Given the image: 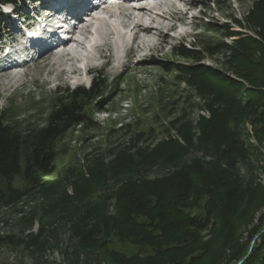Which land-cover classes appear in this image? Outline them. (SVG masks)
Returning <instances> with one entry per match:
<instances>
[{"label": "rangeland", "instance_id": "obj_1", "mask_svg": "<svg viewBox=\"0 0 264 264\" xmlns=\"http://www.w3.org/2000/svg\"><path fill=\"white\" fill-rule=\"evenodd\" d=\"M32 1L20 0L18 6L31 9ZM171 1L182 11L161 8L163 14L152 23H164L169 39L162 42L155 28L150 41L143 38L145 45L140 39L124 43L119 60L109 66L104 67V57L113 46L107 36L93 49H80L85 57L80 61H67L61 52L0 71V118L22 137L35 138L58 99L76 87L89 88L96 81L102 94L81 99L85 122L45 146L50 169L40 183L48 190L35 186L24 170L0 178V264H228L226 245L217 244L213 254L205 255L186 241L162 244L159 229L145 216L138 221L149 225H104L84 239L79 236L99 219L97 213L106 220L118 214L114 192L127 177L156 180L196 159L221 163L231 175L233 252L264 229V0ZM120 3L115 9L123 13L129 4ZM27 10L18 12L26 15ZM150 17L154 14L145 21ZM16 18L1 21L2 27L13 33L9 24L17 25ZM181 22L183 36L170 28ZM122 26L133 33L129 24ZM180 46L197 49L200 57L182 56ZM131 47L136 52L130 53ZM77 65L93 69L72 73ZM75 181L86 196L70 206H51L57 192L72 194ZM9 183L31 192L18 201L5 199ZM207 203L204 195L185 211L204 216ZM124 216L118 222L129 220ZM212 229L199 230L201 238L224 244ZM148 237L159 244H149Z\"/></svg>", "mask_w": 264, "mask_h": 264}, {"label": "trees", "instance_id": "obj_2", "mask_svg": "<svg viewBox=\"0 0 264 264\" xmlns=\"http://www.w3.org/2000/svg\"><path fill=\"white\" fill-rule=\"evenodd\" d=\"M16 1L0 0V33L3 18L1 5L9 2L16 3ZM177 51L185 57L193 59L200 57V52L195 48L180 46ZM100 88L101 85L93 81L89 88L78 86L72 90L70 96L59 98L46 126L35 138L30 136L31 134L26 137L18 135L10 125L4 122L3 118H0V178L7 179L24 170L28 175L27 178H33L35 186L47 189L48 186L46 187L45 183L42 185L40 183V176L45 175L50 169L46 167L47 147L45 148V146L62 136L73 125L85 122L84 106L81 99L102 96ZM27 150H30L28 156L22 157L23 152H27ZM133 166L130 165V167ZM148 182L151 183L147 186ZM79 187L75 181L72 194L65 191L57 192L50 205L55 206L56 202H63L60 206H70L76 197L84 198L86 195ZM29 192L31 190L21 191L9 183L8 194L6 197L4 195V198L18 201ZM204 195L208 197L204 216L191 215L185 211L186 208L194 207V203ZM2 196L0 199H3ZM114 198L118 214L107 216L114 222L106 220L105 214L97 213L99 219L89 229L82 228L79 233L80 237L84 239L90 233H96L97 227L100 228L104 225L112 228L120 226L122 223L133 224V226L155 223V227L159 229L163 238L162 244L186 241L189 246L201 250L205 255L213 254V246L217 244L223 248L226 245L229 248L226 247L229 250L226 263L264 264V229L250 235L245 244L240 245L233 252V238L228 237L232 234L233 206L229 205L233 204V182L228 169L223 168L221 163L202 162L196 159L190 163H183L169 175L152 181L130 176L123 180L115 190ZM83 205L85 204L80 206ZM73 206H78V204ZM121 214L129 220L118 222ZM139 216H145L150 223L139 222ZM211 225L215 228L211 231L212 236L224 239L226 244L225 241L223 244L217 240L214 244L212 240L204 241L201 238L199 230H204ZM255 237L257 238L249 249V245ZM148 238L149 244L153 246L159 244L152 241V237Z\"/></svg>", "mask_w": 264, "mask_h": 264}, {"label": "bare ground", "instance_id": "obj_3", "mask_svg": "<svg viewBox=\"0 0 264 264\" xmlns=\"http://www.w3.org/2000/svg\"><path fill=\"white\" fill-rule=\"evenodd\" d=\"M144 1H148L149 2L148 5H145L143 3L138 8H131V7L128 8V7H126L124 9V11L126 12V15L122 14L125 18H128V19H131L132 18V20H133L135 18L134 17V12H135L134 10H136V13H138L136 23H134V25L131 28V31H133L132 34L131 33H128V32H123L122 31V29H121L122 23H120V24L119 23H117V24H109L108 23L107 17L113 16V15L119 16L118 13H120V11L118 12L117 11L118 8L115 9V6H112V11L109 12L105 17L104 16L103 17H97V18L94 17L93 28H92V38L90 40L91 45L88 44V46H87L88 49H90L89 46L91 47L94 44H96V46H97L98 42L102 38H106L108 35H110V33L113 34L114 35V42L115 43L114 42H111L110 44L113 46L112 49H111V51L113 50L114 51V54L111 52L110 56L107 55L106 57H104V58H107V62L109 64H112V63H114V62H116V61L119 60V59L118 60H116V59L118 58V56L120 58V55H121L120 52L122 50V45L124 43H127V41L135 42L138 39L141 40V43H144V41H145L146 38L148 39V38H150V37L152 38L154 36L155 33H153L154 32L153 29H155V27H158L159 28L160 33L158 34V36L161 37L159 39H161L162 42H165L166 40H168L169 39L168 38V34L163 33V29L165 27L164 23L162 24V26H159V25L155 26L152 23L156 22V19L155 18L161 17L159 15L160 14H163V13H160V10L159 9H161L162 7H166L167 5L174 6V3H172V1L171 2H168L167 0H144ZM174 1L175 2L176 1H179L180 2V0H174ZM26 5H27V3H26ZM15 8L18 9V6H15ZM174 8L175 9H173V12L177 10V8L175 6H174ZM190 8L191 7L188 6V9H190ZM37 11H41V9H38ZM177 12H178V10L176 11V13ZM91 13H94V11L91 12ZM151 13L154 14V17L153 18L150 17L151 20H149V23H148L147 21H145L144 18H145V16H148L149 17V15ZM88 16L91 17V15H88ZM10 19H11V17H6L5 20H4V23H10V21H11ZM124 20L125 21L123 22V24L126 25L125 27H127V24H129V25L133 24V23H130V22H127L126 23V21H129V20H126V19H124ZM81 24H83L84 27H85L84 21H82ZM183 26H184V23L181 22L180 25H177V24L176 25H171L170 28L172 30H178L180 27H183ZM83 28L80 30V33L83 32V30L85 29V28L84 29ZM10 31H7L6 30V32H8V33ZM180 31L181 30H179V32ZM181 35L182 36L184 35V31H182L180 33V36ZM143 38H145V39L143 40ZM148 40L150 41V39H148ZM69 43L70 42H67L66 44H64V47L67 46ZM141 43L140 42H137V48H141ZM114 44H116L115 47H114ZM131 44H129V45H131ZM153 44H154V42H151V45H153ZM104 45H101L103 51H105V48L103 47ZM144 45H145V43H144ZM79 47H80V49L84 48V46L81 43L79 44ZM149 47H147V48L149 49ZM91 48L93 49L94 47L92 46ZM115 49H116V51H115ZM142 49H144V47ZM134 52H136V49H134V47H131L130 48V53H134ZM51 53L52 52H50L49 54L44 55L43 56L44 59L45 60L49 59L51 57ZM63 53H64L65 59L67 61H69V60L72 61V59H74L75 61H80L83 58H85V57H81L79 51H77V50H72V51L68 52V54L72 55V57H70V58L69 57L66 58L68 55L66 54L65 51H63ZM63 53H62V56H63ZM78 68L79 69H74V72H72V73H78L81 70L84 73H90V71L93 69V67H91L90 69L87 70L86 68H83L82 66H79ZM5 73H7V72H5Z\"/></svg>", "mask_w": 264, "mask_h": 264}, {"label": "water", "instance_id": "obj_4", "mask_svg": "<svg viewBox=\"0 0 264 264\" xmlns=\"http://www.w3.org/2000/svg\"><path fill=\"white\" fill-rule=\"evenodd\" d=\"M250 249H251V247H250Z\"/></svg>", "mask_w": 264, "mask_h": 264}]
</instances>
